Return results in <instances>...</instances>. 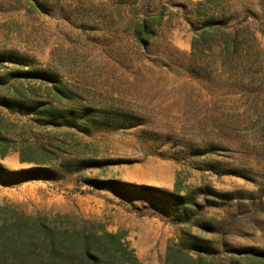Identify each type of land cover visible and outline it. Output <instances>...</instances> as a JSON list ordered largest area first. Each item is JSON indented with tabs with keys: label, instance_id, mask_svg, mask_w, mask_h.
<instances>
[{
	"label": "rangeland",
	"instance_id": "1",
	"mask_svg": "<svg viewBox=\"0 0 264 264\" xmlns=\"http://www.w3.org/2000/svg\"><path fill=\"white\" fill-rule=\"evenodd\" d=\"M56 78L68 101L52 99ZM51 108L77 123L88 109L107 129L52 125ZM1 152L44 177L0 182V264H46L41 225L62 227L57 213L126 233L140 264H166L209 219L232 253L264 260V0H0ZM95 180L200 187L196 223Z\"/></svg>",
	"mask_w": 264,
	"mask_h": 264
},
{
	"label": "trees",
	"instance_id": "2",
	"mask_svg": "<svg viewBox=\"0 0 264 264\" xmlns=\"http://www.w3.org/2000/svg\"><path fill=\"white\" fill-rule=\"evenodd\" d=\"M158 19L161 20V17ZM150 32L151 29L146 21L138 33L137 39L144 45L148 44L151 37ZM15 61L24 65L21 58ZM48 79L51 78L48 77ZM53 82L54 84L50 88L52 99L58 102L68 101L71 97L70 92L66 90L62 81L56 78L53 79ZM9 107L33 110L32 106L26 107L16 103L10 104ZM34 109L38 111V108ZM55 114L52 108L45 114L49 123L55 126L83 129L87 132L93 127L107 129L93 120L88 109L80 114L78 123L75 120L77 114L72 109L62 111L57 116H54ZM83 125L88 126L84 127ZM5 156L6 152L0 153V157ZM40 159L42 161H35L44 163L45 160ZM23 161L27 160L23 159ZM72 164L75 165L74 168L65 167L69 173L81 170L83 161H73ZM43 171L49 172V170ZM31 172L30 170L12 171L0 164V182L14 184L34 177H44L32 176L29 174ZM95 185L100 188L123 191L127 195L131 192L135 194L138 192L139 196H143V194L146 195L144 189L149 190V195L154 201L153 205L170 216L173 223H196L193 217L194 208L198 206L196 197L202 191L200 187H195L184 195H180L178 184L175 185L172 192L153 187L133 186L117 180H95ZM54 218L61 221L62 227L59 224H56L55 227H49L45 223L41 225V229L47 236V239L45 238L41 243V247L45 246L48 251L46 264H140L136 250L131 241L127 239L126 233L111 232L95 224L84 223L82 226H78L76 222L71 221V216L67 214L57 213ZM211 223L210 219L199 223L201 232L194 233L190 230H183L179 240L169 245L166 264H255L256 262L264 264L262 257L258 256L262 254L253 249L244 250L242 255L232 253L234 250H228L229 245L225 238L214 231ZM175 258L178 259L175 260Z\"/></svg>",
	"mask_w": 264,
	"mask_h": 264
}]
</instances>
